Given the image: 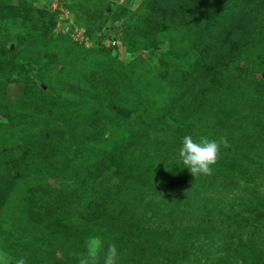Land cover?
Returning a JSON list of instances; mask_svg holds the SVG:
<instances>
[{
  "label": "rangeland",
  "instance_id": "obj_1",
  "mask_svg": "<svg viewBox=\"0 0 264 264\" xmlns=\"http://www.w3.org/2000/svg\"><path fill=\"white\" fill-rule=\"evenodd\" d=\"M185 135L227 138L212 175ZM91 236L264 264V0H0V248L78 264Z\"/></svg>",
  "mask_w": 264,
  "mask_h": 264
},
{
  "label": "clouds",
  "instance_id": "obj_2",
  "mask_svg": "<svg viewBox=\"0 0 264 264\" xmlns=\"http://www.w3.org/2000/svg\"><path fill=\"white\" fill-rule=\"evenodd\" d=\"M226 137L217 140H209L200 137L198 141L191 135L182 138L179 148V158L185 168L195 177L197 175L209 176L214 172V166L220 159L222 148H229ZM104 253L101 257V253ZM78 258V264H119L120 252L116 244H109L104 252V240L100 236H91L85 242V251L79 254L73 253ZM0 264H27L24 257H13L7 251L0 248Z\"/></svg>",
  "mask_w": 264,
  "mask_h": 264
}]
</instances>
